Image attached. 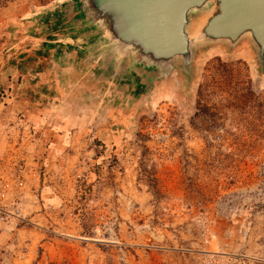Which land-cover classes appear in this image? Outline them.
I'll return each mask as SVG.
<instances>
[{
    "label": "rangeland",
    "instance_id": "rangeland-1",
    "mask_svg": "<svg viewBox=\"0 0 264 264\" xmlns=\"http://www.w3.org/2000/svg\"><path fill=\"white\" fill-rule=\"evenodd\" d=\"M79 4L0 0V264H264V65L250 40L148 71Z\"/></svg>",
    "mask_w": 264,
    "mask_h": 264
},
{
    "label": "water",
    "instance_id": "water-1",
    "mask_svg": "<svg viewBox=\"0 0 264 264\" xmlns=\"http://www.w3.org/2000/svg\"><path fill=\"white\" fill-rule=\"evenodd\" d=\"M111 52L148 71L191 63L197 44L247 37L264 65V0H79ZM201 13L189 31L190 15Z\"/></svg>",
    "mask_w": 264,
    "mask_h": 264
},
{
    "label": "trees",
    "instance_id": "trees-1",
    "mask_svg": "<svg viewBox=\"0 0 264 264\" xmlns=\"http://www.w3.org/2000/svg\"><path fill=\"white\" fill-rule=\"evenodd\" d=\"M50 16H51V15L48 13L47 15L38 18V19H39L38 22H35L34 24L30 25V26L27 28V30H26V32H25V36L34 37V38H35V37H38V34L36 33V31H37V28L39 27V26H38L39 22L41 21L42 23H49V21H50ZM58 22H59V21H58ZM57 25H58V23H56L55 26H57ZM10 30H11V33H14V32H16L18 29H16V28H11ZM49 40H50V39H49ZM43 46H44L46 49H51V48H53L54 45L46 44V45H43ZM38 54L41 55V54H42L41 51L38 52ZM61 55H62V49H61V48L56 49V53H55V55H54L55 58H58V57H60ZM261 74L264 75V70L261 72ZM142 89H143V87H142V86H139V87L137 88V90L134 91V96H135V97H138V96L142 93ZM145 176H146V179H147V181H148V183H149V186L154 190V195H155V197H157V196H158V192H157L156 189H155V178L151 177V175H149V174H145Z\"/></svg>",
    "mask_w": 264,
    "mask_h": 264
}]
</instances>
